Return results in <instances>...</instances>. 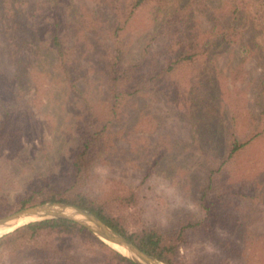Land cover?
<instances>
[{
    "label": "trees",
    "instance_id": "obj_1",
    "mask_svg": "<svg viewBox=\"0 0 264 264\" xmlns=\"http://www.w3.org/2000/svg\"><path fill=\"white\" fill-rule=\"evenodd\" d=\"M100 4L105 13L98 10ZM143 10L150 26L130 58L126 31ZM2 43L7 54L0 58V159L22 154L33 110L43 98L83 113L72 123L73 143L64 167L40 174L11 202L1 193L0 216L36 203H71L164 264H227L232 255L257 246V238L244 229L246 219L232 209L244 198L260 196L239 193L227 180L264 135V0H0ZM254 47L261 50L263 63L259 76L247 80L246 62ZM221 57L228 63L226 74L219 67ZM154 89L191 124L197 118L215 120L223 141L197 199L201 217L186 220L174 234L142 224L133 189H117L104 198L90 190L91 167L114 135L113 122L136 97ZM249 92L258 111L244 115ZM241 116L246 125L238 128ZM256 181L264 188L260 178ZM186 228L213 235L220 258L201 263L178 259ZM75 239L106 248L111 264H134L64 219L30 222L1 235L0 264H86Z\"/></svg>",
    "mask_w": 264,
    "mask_h": 264
},
{
    "label": "rangeland",
    "instance_id": "obj_2",
    "mask_svg": "<svg viewBox=\"0 0 264 264\" xmlns=\"http://www.w3.org/2000/svg\"><path fill=\"white\" fill-rule=\"evenodd\" d=\"M98 10L105 13L101 4ZM128 26L125 37L127 54L131 58L139 52L147 26H150L146 10L135 15ZM77 34L80 38L81 33L77 31ZM0 49L3 60L7 54L5 44H0ZM261 57V50L254 47L246 62L247 80L259 76ZM218 62L221 72L226 74V58L221 57ZM219 84L223 87L221 80ZM246 98L244 115L247 111L255 114L258 110L252 93H247ZM82 113L77 106H61L44 98L39 108H34L31 122L34 126L29 125V134L23 140L24 151L22 154L16 152L13 158L0 159V194H5L8 202L13 201L15 192L23 186L34 184L40 174L64 167L73 143L71 126ZM186 118L155 89L148 95L136 97L113 122L114 135L106 144L102 157L91 167L92 194L104 198L117 189H133L135 208L142 224L157 226L172 234L186 220L193 223L200 218L202 212L196 204L197 199L208 169L223 148V141L217 136L215 120L197 118L196 123L191 124ZM240 118L238 128L246 125L243 116ZM242 158L243 165H238L227 181L239 187V193L260 197L244 198L237 203L238 210L232 211L242 220L246 219L247 235L257 238L258 242L245 254L229 257L227 264H264V188L256 181L260 178L264 183V135L251 144ZM241 177H244L243 182H240ZM207 220L210 222L212 218ZM212 236L200 228H186L177 245L176 257L187 263L216 262L221 253ZM74 243L76 252L82 256L81 261L86 264H111L109 251L98 243L76 239Z\"/></svg>",
    "mask_w": 264,
    "mask_h": 264
},
{
    "label": "water",
    "instance_id": "obj_3",
    "mask_svg": "<svg viewBox=\"0 0 264 264\" xmlns=\"http://www.w3.org/2000/svg\"><path fill=\"white\" fill-rule=\"evenodd\" d=\"M23 218H29V220L16 225L8 232L30 222L45 219L69 220L85 228L100 242L134 264H164L154 256L138 248L121 234L111 229L92 212L71 203L47 201L25 206L0 216V226L10 227ZM115 246L122 248L123 251L117 250Z\"/></svg>",
    "mask_w": 264,
    "mask_h": 264
},
{
    "label": "bare ground",
    "instance_id": "obj_4",
    "mask_svg": "<svg viewBox=\"0 0 264 264\" xmlns=\"http://www.w3.org/2000/svg\"><path fill=\"white\" fill-rule=\"evenodd\" d=\"M29 220V218H23V219H20L15 225H12L10 227H1L0 226V236L3 235L4 233L8 232L9 230H11L13 227H15L16 225L18 224H21L25 221ZM115 248H117V250H120V251H123L122 248H118L115 246Z\"/></svg>",
    "mask_w": 264,
    "mask_h": 264
}]
</instances>
